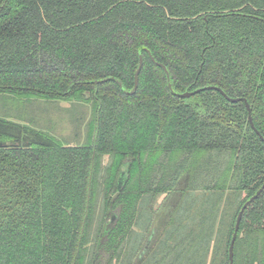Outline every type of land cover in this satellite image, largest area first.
I'll return each mask as SVG.
<instances>
[{
    "label": "trees",
    "instance_id": "1",
    "mask_svg": "<svg viewBox=\"0 0 264 264\" xmlns=\"http://www.w3.org/2000/svg\"><path fill=\"white\" fill-rule=\"evenodd\" d=\"M209 86L264 136V0H0V92L93 102L77 146L0 118V264H230L264 139ZM234 252L264 264V190Z\"/></svg>",
    "mask_w": 264,
    "mask_h": 264
},
{
    "label": "rangeland",
    "instance_id": "2",
    "mask_svg": "<svg viewBox=\"0 0 264 264\" xmlns=\"http://www.w3.org/2000/svg\"><path fill=\"white\" fill-rule=\"evenodd\" d=\"M93 117V102L66 101L39 96H23L0 92V118L50 132L67 145H82L87 142L89 125ZM108 157H104L107 162ZM166 194L156 200V207ZM96 208V221L98 211ZM99 225V222H98ZM92 230H94L92 228Z\"/></svg>",
    "mask_w": 264,
    "mask_h": 264
},
{
    "label": "water",
    "instance_id": "3",
    "mask_svg": "<svg viewBox=\"0 0 264 264\" xmlns=\"http://www.w3.org/2000/svg\"><path fill=\"white\" fill-rule=\"evenodd\" d=\"M143 55H142V51H141V55H140V65H139V68L136 72V76H135V86L133 88V90L130 92V93H134L137 88H138V84H139V74H140V71L143 67ZM162 64V63H161ZM164 68L166 69L167 71V68L164 66ZM168 73V71H167ZM168 78L170 79V75L168 73ZM209 87H214V88H217L218 90H220L224 96H226V98L228 100H230L231 102H238V101H244L246 103V106L248 108V112H249V121L252 125V127L257 131V133L264 139V136L260 133V131L256 128V125H255V122H254V119H253V115H252V107L248 101L247 98L245 97H230L226 94L225 91H223L220 87H216V86H209ZM202 89V88H201ZM201 89H197L195 91H186V92H183V93H180L181 96H184V97H187V96H190L192 95L193 93H196V92H199ZM124 172L122 171V174ZM120 186L122 185L123 183V177L120 178ZM264 190V184L262 185V187L253 195L251 196L242 206L238 216H237V220H236V225H235V230L233 232V236H232V240H231V243H230V264H234V247H235V241H236V238H237V234H238V231L240 229V225H241V221H242V217H243V214H244V211L246 210V208L249 206V204L254 201L257 197H259V195L262 193V191Z\"/></svg>",
    "mask_w": 264,
    "mask_h": 264
},
{
    "label": "flooded vegetation",
    "instance_id": "4",
    "mask_svg": "<svg viewBox=\"0 0 264 264\" xmlns=\"http://www.w3.org/2000/svg\"><path fill=\"white\" fill-rule=\"evenodd\" d=\"M122 171L124 172L123 174H122ZM126 173H127V167H126V165H123L122 168H121V174H120L118 182L120 181V178L123 177V179H124L127 176ZM119 185H120V183H119Z\"/></svg>",
    "mask_w": 264,
    "mask_h": 264
}]
</instances>
